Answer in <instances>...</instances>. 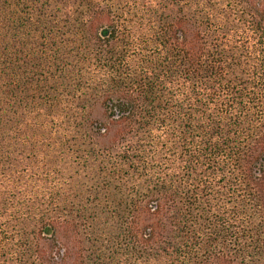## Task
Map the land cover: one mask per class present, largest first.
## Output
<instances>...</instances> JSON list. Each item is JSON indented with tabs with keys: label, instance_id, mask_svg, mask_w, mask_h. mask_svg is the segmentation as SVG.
Listing matches in <instances>:
<instances>
[{
	"label": "trees",
	"instance_id": "16d2710c",
	"mask_svg": "<svg viewBox=\"0 0 264 264\" xmlns=\"http://www.w3.org/2000/svg\"><path fill=\"white\" fill-rule=\"evenodd\" d=\"M0 264H264V0H0Z\"/></svg>",
	"mask_w": 264,
	"mask_h": 264
}]
</instances>
